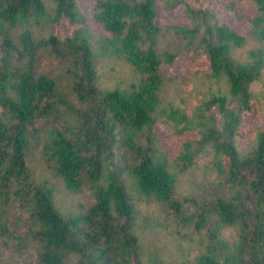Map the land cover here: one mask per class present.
I'll use <instances>...</instances> for the list:
<instances>
[{
	"label": "trees",
	"instance_id": "trees-1",
	"mask_svg": "<svg viewBox=\"0 0 264 264\" xmlns=\"http://www.w3.org/2000/svg\"><path fill=\"white\" fill-rule=\"evenodd\" d=\"M251 1L246 48V35L221 17V0L187 2L190 24L172 27L158 23L157 0H102L91 16L108 35L96 50L79 0H52L51 9L47 0H0V264H264V130L245 153L237 145L264 77V0ZM63 17L84 26L61 38L54 27ZM113 54L140 74L130 89L99 83V58ZM178 55L204 58L217 84L188 91L190 113L185 98L183 107L164 105L174 79L165 65ZM163 115L177 133L198 134L182 140L179 173L212 156L218 182L201 193L178 187L158 144ZM54 180L87 194L78 211L57 206ZM139 197L163 216L146 217L148 226L199 238V253L145 259Z\"/></svg>",
	"mask_w": 264,
	"mask_h": 264
},
{
	"label": "rangeland",
	"instance_id": "rangeland-1",
	"mask_svg": "<svg viewBox=\"0 0 264 264\" xmlns=\"http://www.w3.org/2000/svg\"><path fill=\"white\" fill-rule=\"evenodd\" d=\"M47 2L51 9L54 2L52 0H47ZM101 2L102 0H79L81 10L88 19L84 25L91 28L93 35L92 43L96 50H99L100 43L108 35L106 30L93 22L91 16L94 7ZM187 2L191 3L193 0H157L159 11L158 23L162 26L170 27L173 25L190 24V19L185 11ZM221 6V17L226 22H229L230 26L246 35V48L252 46L254 41L252 40L250 30L253 28L252 19L257 13L256 5L251 0H221ZM84 25L72 23L67 17H63L55 24L54 33L61 38H65L66 36L73 35L77 28ZM34 28L39 33V27ZM170 31L174 32L173 29ZM173 37L174 35L171 38ZM169 40L170 35H168V32L161 36L159 44L162 49L171 45ZM165 68L168 71V76L171 75L174 79L165 86L164 105L173 103L176 106L183 107L182 99L185 98L187 99V103H185L187 105L186 111L190 113L191 107L196 102L195 95L188 92L193 86L201 89H205L206 87L217 88L216 82L210 81L205 75L209 66L208 62L202 57L178 55L173 64L165 65ZM99 74V83L103 88L121 87L130 89L131 84L137 83L140 79V74L123 58L115 54L99 58ZM253 88L256 94V97L252 101L253 110L245 115L244 122L238 131L237 145L239 151L242 153L248 150V146L254 140L256 132L259 129L264 130V77L261 81L255 83ZM160 117L155 126L158 131V144L168 156L171 171L177 175L180 191L182 193H201L202 184H210L214 181L218 182L211 164L212 156L209 154L198 158L197 164L188 171L179 173L174 162L180 151L182 140L190 135L196 137L198 134L194 131L177 133L171 120L166 122V116ZM54 183L56 186L57 206L62 211H78L81 203L87 199V194L69 192L61 181L54 180ZM138 208L140 211V224L138 225L137 232L142 240L143 247H145V259L152 255L151 257H159L165 263H177V261L184 257L192 258L199 253L201 249V246L197 243L199 238H196L194 242H190L189 239L180 241V238L177 237L176 233L169 226H148L146 224V217H155V221L159 217L163 219L162 214H158L157 205L154 202H149L145 197H139ZM233 235V230L223 231V236L227 240H230Z\"/></svg>",
	"mask_w": 264,
	"mask_h": 264
}]
</instances>
